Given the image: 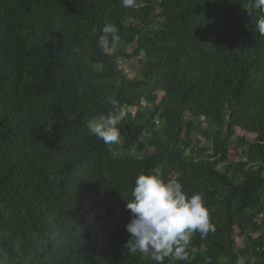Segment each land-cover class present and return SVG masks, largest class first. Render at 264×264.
<instances>
[{"label":"trees","instance_id":"trees-1","mask_svg":"<svg viewBox=\"0 0 264 264\" xmlns=\"http://www.w3.org/2000/svg\"><path fill=\"white\" fill-rule=\"evenodd\" d=\"M263 211L264 0H0V264H264Z\"/></svg>","mask_w":264,"mask_h":264},{"label":"rangeland","instance_id":"rangeland-1","mask_svg":"<svg viewBox=\"0 0 264 264\" xmlns=\"http://www.w3.org/2000/svg\"><path fill=\"white\" fill-rule=\"evenodd\" d=\"M134 49V47H130L128 48L129 52H132ZM119 65L122 69H124L131 78L136 77L139 75V71H140V64H138L136 59H119ZM94 80H100V76H95ZM99 92L103 93L104 92V87L99 86L98 87ZM125 111H127V108L124 109ZM136 112V111H135ZM113 121L109 118V117H105V118H100L97 120H93L89 123V127L95 131V132H101L104 128H106L108 125L112 124ZM199 135L196 134L194 135V141H197ZM256 137L254 136H248L247 134H245V132H241L238 128L235 129V137L233 139L234 144L231 147V152H230V160L233 159V157L235 156V152L237 151V147H238V139H241L242 141H254ZM203 147L209 148L211 149V145L210 143L206 142L203 143ZM246 149V148H245ZM112 152L114 153L115 157L120 158L123 154L122 148H121V143H119V141L115 142ZM154 153V150L147 148L145 155H150ZM130 155L132 157L137 156L136 151H132L130 153ZM219 170H225V166H220Z\"/></svg>","mask_w":264,"mask_h":264},{"label":"built area","instance_id":"built-area-1","mask_svg":"<svg viewBox=\"0 0 264 264\" xmlns=\"http://www.w3.org/2000/svg\"><path fill=\"white\" fill-rule=\"evenodd\" d=\"M255 221L260 224H264V211L256 215Z\"/></svg>","mask_w":264,"mask_h":264}]
</instances>
